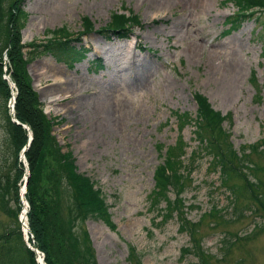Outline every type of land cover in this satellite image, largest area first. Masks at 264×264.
Masks as SVG:
<instances>
[{
	"label": "rangeland",
	"instance_id": "obj_1",
	"mask_svg": "<svg viewBox=\"0 0 264 264\" xmlns=\"http://www.w3.org/2000/svg\"><path fill=\"white\" fill-rule=\"evenodd\" d=\"M4 1L6 6L9 0ZM22 6L28 15L20 30L22 43L43 42L50 36L46 30L63 27L69 37L78 36L70 45L84 52L71 66L42 53L26 64V71L43 113L56 118L51 133L60 152L70 151L77 171L94 182L108 205L112 228L89 218L82 224L96 263H198L193 253H182V248L194 250V242L178 229L177 217L160 222L158 211H149L155 168L167 147L182 142V164L193 168L184 184L183 211L194 224L192 237L208 255L206 263L264 264V212L241 187V176L225 184L239 187L233 200L218 184L208 157L189 156L196 146L194 127H179L175 116L185 112L193 118V93L205 97L213 110L229 117L222 127L233 148H248L257 169H248L247 178L264 183V41L256 35L254 20L245 19L223 35L224 20L235 9L224 0H22ZM112 13H131L139 24L125 38L99 32ZM82 19L91 30L81 33ZM97 56L103 66L95 71ZM2 99L0 94V235L16 228L20 212L28 209L19 199L22 185L15 200L4 178L12 170L13 154L3 129ZM46 164L54 166L51 158ZM47 168L39 174L40 186L47 183ZM213 207L214 216L208 214ZM6 258L0 264H10Z\"/></svg>",
	"mask_w": 264,
	"mask_h": 264
},
{
	"label": "trees",
	"instance_id": "obj_2",
	"mask_svg": "<svg viewBox=\"0 0 264 264\" xmlns=\"http://www.w3.org/2000/svg\"><path fill=\"white\" fill-rule=\"evenodd\" d=\"M0 0V94L3 100V129L11 147L13 160L11 172L5 173L4 178L14 191L17 200V187L22 183L24 167L19 161V153L27 143V131L21 126L24 124L31 132V140L23 152L27 163L28 175L26 179L24 198L28 204L26 212L27 243L43 254L44 264H97L94 259L89 238L82 224L86 219L101 221L112 228L108 205L94 182L84 173L78 172L74 158L70 151L60 152L54 135L51 133L56 118H47L42 111L41 103L31 88L30 77L26 71L28 64L37 55L47 53L57 62L71 66L70 62L80 60L84 55L82 51L70 45L71 40L78 36L69 37L63 28L46 30L50 36L43 42L31 40L27 43L20 41V30L25 24L27 13L23 9L22 0H9L3 6ZM234 7L231 15L224 20L226 28L223 33L237 29L245 19H253L258 27L257 37L264 41V0H224ZM82 33L91 30L88 20L82 19ZM139 24L137 16L128 13H112L109 21L100 31L114 34L118 38H125L131 28ZM76 38V39H75ZM5 53L6 62L3 63L2 53ZM102 65L94 59L93 68L96 71ZM3 68L5 70H3ZM8 75L15 89L13 111L14 117L20 124L10 120L8 109L5 106L11 97V90L3 79ZM250 82L253 83L255 97L260 99L261 87L255 83L253 74ZM196 104V114L190 117L185 112L177 113L179 127L185 123L193 125V138L196 141L195 149L191 151L192 158L200 157L203 153L208 157V166L217 168L218 184L226 187L232 199H236L238 189L234 185H225L232 177L241 176L244 184L241 186L249 191L251 198L264 212V193L255 194L254 190H263L264 183L254 178H247V170H256V166L248 159V148L240 146L235 150L229 139V133L222 127L223 121L229 117L213 110L205 97L193 93ZM59 122V120L57 121ZM186 145L179 142L178 147L170 146L165 149V156L157 165L153 175V187L148 195L150 209L157 210L160 222H165L176 216L180 230L187 231L194 242L191 248H182V253H193L197 257V264H207L206 257L200 241L192 234L194 224L185 218L182 198L185 189V180L193 170L191 166L185 168L180 157L185 153ZM196 156V157H195ZM46 158L53 160L54 166L47 168ZM48 171V180L43 186L38 184L41 171ZM186 169L185 171L183 170ZM235 190L237 192H235ZM172 194V198L168 194ZM67 194L68 197H64ZM163 202L162 208H157ZM165 211V212H163ZM216 208L209 210L210 215H217ZM0 262L5 258L10 264H21L27 260L36 264L34 252L26 247L19 225L16 228L5 230L0 235ZM131 256L136 257L135 250L127 245ZM6 256V257H5Z\"/></svg>",
	"mask_w": 264,
	"mask_h": 264
},
{
	"label": "water",
	"instance_id": "obj_3",
	"mask_svg": "<svg viewBox=\"0 0 264 264\" xmlns=\"http://www.w3.org/2000/svg\"><path fill=\"white\" fill-rule=\"evenodd\" d=\"M5 79L7 80V82L8 83H10V81H9V79L7 78V77H5ZM10 118H11V121H13V122H15L16 124H18V122L15 120V118H14V116H13V113H10ZM23 126V125H22ZM31 137H30V133H29V139H30ZM27 146V145H26ZM23 151V150H22ZM26 175H27V169H26V171H25V178H26ZM24 186H25V183H23V190L21 191V193H20V197H21V199H23L24 200V196H23V194H24ZM24 216H25V213H24ZM21 225H22V227L24 228V230L25 231H27V227H26V225H24L23 223H21ZM33 251H34V253H35V255H37L38 254V251L35 249V248H31Z\"/></svg>",
	"mask_w": 264,
	"mask_h": 264
},
{
	"label": "bare ground",
	"instance_id": "obj_4",
	"mask_svg": "<svg viewBox=\"0 0 264 264\" xmlns=\"http://www.w3.org/2000/svg\"><path fill=\"white\" fill-rule=\"evenodd\" d=\"M151 4V3H150ZM58 86V85H57ZM59 88V87H58ZM52 91V90H51ZM54 99V98H53ZM120 107H123V108H125V106L123 105V104H120ZM124 110V109H123ZM124 113L125 112H123L117 119L120 121L121 120V118L124 116Z\"/></svg>",
	"mask_w": 264,
	"mask_h": 264
}]
</instances>
